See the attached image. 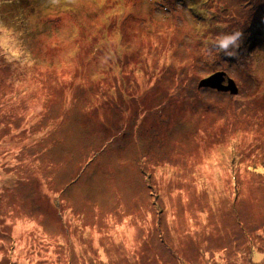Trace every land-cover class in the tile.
<instances>
[{
    "label": "rangeland",
    "instance_id": "374dc122",
    "mask_svg": "<svg viewBox=\"0 0 264 264\" xmlns=\"http://www.w3.org/2000/svg\"><path fill=\"white\" fill-rule=\"evenodd\" d=\"M59 2L0 0V264H264V0Z\"/></svg>",
    "mask_w": 264,
    "mask_h": 264
},
{
    "label": "water",
    "instance_id": "95a60500",
    "mask_svg": "<svg viewBox=\"0 0 264 264\" xmlns=\"http://www.w3.org/2000/svg\"><path fill=\"white\" fill-rule=\"evenodd\" d=\"M226 72H216L207 78L202 79L198 86L200 87H211L218 90L231 91L234 94L238 93V88L233 79L229 78L228 84H224L226 79Z\"/></svg>",
    "mask_w": 264,
    "mask_h": 264
},
{
    "label": "clouds",
    "instance_id": "9594fccd",
    "mask_svg": "<svg viewBox=\"0 0 264 264\" xmlns=\"http://www.w3.org/2000/svg\"><path fill=\"white\" fill-rule=\"evenodd\" d=\"M239 36H240V33H235L234 35L224 36L223 38L219 39L218 44H219L220 49L227 50L230 45H235L236 41L239 39ZM228 54L231 55V53H228ZM236 86L239 92L238 84H236ZM261 259H264V253L258 252L255 249H253V260L259 261Z\"/></svg>",
    "mask_w": 264,
    "mask_h": 264
},
{
    "label": "trees",
    "instance_id": "16d2710c",
    "mask_svg": "<svg viewBox=\"0 0 264 264\" xmlns=\"http://www.w3.org/2000/svg\"><path fill=\"white\" fill-rule=\"evenodd\" d=\"M71 4L69 3V2H67V0H60V2L58 3V5H57V7L58 8H61V7H66V6H70ZM205 10V9H204ZM204 10H201V11H199V13L198 14H200V15H204L206 12V10L204 11ZM55 22L56 21H54L53 19H51L50 20V22H49V24L50 25H54L55 24ZM105 47V46H104ZM100 48H102V47H100ZM151 52H153V50L151 51ZM142 53H145V52H142ZM146 53H148V52H146Z\"/></svg>",
    "mask_w": 264,
    "mask_h": 264
}]
</instances>
